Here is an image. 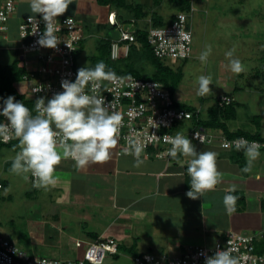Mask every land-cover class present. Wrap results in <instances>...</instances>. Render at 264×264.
<instances>
[{"label":"crops","instance_id":"crops-1","mask_svg":"<svg viewBox=\"0 0 264 264\" xmlns=\"http://www.w3.org/2000/svg\"><path fill=\"white\" fill-rule=\"evenodd\" d=\"M6 1L0 0V8ZM94 1L96 3V0ZM136 1L145 4L144 6L147 7L151 5L148 8L149 13L154 12L168 22L171 21L172 15L183 11L179 9V6H182L179 3L185 0H160L161 5L159 4V6L152 3L154 0ZM30 3L31 0H13V12L8 21L7 32L0 35V54L12 52L15 59H12L9 64L0 65V68L16 63L17 68L24 70L26 73L29 71H35L36 73L42 64L38 59V55L30 53L25 54L23 57L19 49L22 42L19 31L20 27L24 25L25 19L30 16L39 18L31 12ZM86 3L87 0H73V4L69 6L68 11L57 18L58 20L72 18L77 26V31L81 34L78 48L74 54L76 70L86 66L93 68L98 62H104L102 57L106 53L105 42L110 45L112 41H119L120 38V30L117 28H115L117 33L112 35L111 33L114 30L110 26H106L109 32L106 31V36H103L99 32V24H96L94 28L89 25L93 12L88 11ZM98 6L104 9L105 15L101 23L106 24L107 14L111 9ZM152 7L155 8L152 9ZM213 9L217 11L220 8L214 6ZM190 10L193 11L192 13L189 12L191 17L195 13V18H199L200 12H196L192 8ZM112 11L117 14V20L123 17L121 12L115 9ZM208 15H210V9ZM148 20L149 18L139 22V24L141 23L139 26H144ZM125 21L120 22L125 25ZM135 28H138L136 23ZM92 39L102 41L103 44L91 46L89 42ZM81 43L82 48L80 47ZM85 45H88V47H85ZM119 48L123 52L122 43L119 44ZM130 49L132 50V46ZM121 55L124 60L129 58V56L124 57V53ZM94 59H97V61H94ZM37 74L39 73L37 72ZM41 79H49V77L39 74L37 80ZM30 86L31 83L24 82L22 79L13 83V87H15L19 96H22L27 102L34 103V96L28 92ZM21 88L23 94H21ZM240 104L241 107H244L242 103ZM205 106L206 109L211 107V102L206 101ZM202 117L209 118L208 111L204 112ZM233 119H236V116ZM226 126L228 127V125ZM228 129L231 132L243 130L253 133L256 131L252 129L231 130L229 127ZM255 129L257 128L255 127ZM179 131L181 132V129ZM205 132L211 137L214 136L215 141L210 144H199L190 135V132L184 133L186 137L192 140L198 153L214 151L218 154L217 168L222 173V178L215 190L205 192L199 199H190L186 196V193L191 190V178L187 173L188 159L190 158L178 154L175 159L165 160L157 157L156 148H149L140 156V159L144 161L143 164L136 167V157L130 154L131 151L124 152L125 155H117L125 148L118 143L116 148L111 150L110 159L103 163L89 164L81 169L69 158L61 162L55 173L57 188H54L52 192L57 193L63 199L57 202L52 201V204H49L48 209L44 212V214L53 218L48 220V228L57 233L66 234L70 242L68 247L73 251L77 242L82 241L80 243H83V238L78 237L76 232L72 230L69 233L66 232L62 227L66 209L81 205L80 202H83L98 207V210L121 211L122 213L120 212L117 215L114 224L103 221L104 215L109 213L108 211L104 212L103 219H99V224L95 223L97 228L86 234L89 241L84 242L87 246L98 238L115 239L119 245L118 253L119 251L120 253L118 257H108L110 259L108 260L109 264L123 256L121 254L124 249L127 251L132 249L133 252L139 255L153 254L174 257L181 255L187 247L211 248L216 240L224 239L230 232L257 234L264 231V151L259 150L260 156L254 161L252 171L244 173L241 169L246 164V157L243 165L232 161L230 156L235 151H225L219 145V139L225 137L223 133L218 130L211 132L210 129L205 130ZM4 148L11 150L13 153L20 150L18 146ZM14 156L11 153L2 154L3 161L0 165L2 189H6L8 181H13L14 177L20 176L23 178L22 175H16L10 171ZM25 181L32 184L30 175ZM233 187L236 189L235 192H231ZM226 194L238 197L235 210L231 214L226 211L223 203ZM77 202L79 204H76ZM104 203H107L106 208L101 206ZM76 210L80 213V210L83 209L77 208ZM84 210H87V208H84ZM93 215L98 216L100 214ZM106 220L109 219L106 218ZM115 223H118L117 227H114ZM27 255L32 256L31 254ZM79 257L81 255L77 258ZM105 264H107L106 261Z\"/></svg>","mask_w":264,"mask_h":264},{"label":"clouds","instance_id":"clouds-1","mask_svg":"<svg viewBox=\"0 0 264 264\" xmlns=\"http://www.w3.org/2000/svg\"><path fill=\"white\" fill-rule=\"evenodd\" d=\"M72 4L73 0H31V12L41 17L45 25V30L38 40L40 47L57 49L61 42L55 35L54 24ZM111 11L107 14L106 24L117 28V24L122 23L117 20L115 11ZM179 14L183 13L178 12L170 25L161 28L151 27L149 31L171 27ZM32 19L33 17L30 16L29 21L31 22ZM71 19L68 18L65 23H71ZM130 23L134 26L132 31L135 37L136 21L132 19L125 24ZM7 25L8 22L6 27ZM190 30L192 32V29ZM6 32L7 28L0 35ZM21 41L23 42V39ZM135 44L136 38L131 46ZM109 47L111 52V43ZM235 50L233 47L225 53V56L229 60L230 70L235 74H240L246 69L242 61L234 56ZM211 53L212 46L205 45V50L198 59L206 63ZM121 54H123L122 51ZM77 71L75 82L67 79L61 81L63 92L55 94L48 100L41 97L35 101V115L24 102L16 101L14 96L4 99L3 106L0 108V116L5 117L7 121L0 123V138L7 142L14 133L19 141L20 150L12 158L10 171L16 175H22L25 180L30 174L34 178L35 187L48 188L55 185L57 183L56 169L64 159H73L76 166L82 169L89 164L109 160L111 150L120 143L118 138L122 117L119 112L110 110L111 104L106 103L103 95L97 94V89L100 87V82L115 81L120 79L116 75L121 74L108 70L107 65L102 61L98 62L94 68L86 66ZM197 84V95L206 96L212 92L211 75L199 76ZM89 85H91L92 94L86 91ZM36 92L37 90L34 89L33 93ZM21 94H23L22 88ZM163 139L172 145L167 153L172 158L175 159L178 154L190 158L187 166V173L191 178V190L186 193L188 198L196 200L205 192L215 190L222 178V173L217 168L218 154L216 152L198 153L192 140L181 133H177L174 137L164 135ZM233 143L237 150L244 151L246 157V164L241 171L250 173L254 161L260 156V145L256 142L249 143L243 138ZM130 147L125 148L136 157L135 166L139 167L144 162L140 156L149 148L143 152L144 146L139 139L131 141ZM119 153L120 156L124 154L121 151ZM235 190L233 187L231 192ZM237 200L238 197L232 194L224 196L223 203L229 214L235 210ZM201 255L205 257V264H239V259L231 254L230 248L218 249L212 256L206 253H201Z\"/></svg>","mask_w":264,"mask_h":264},{"label":"rangeland","instance_id":"rangeland-1","mask_svg":"<svg viewBox=\"0 0 264 264\" xmlns=\"http://www.w3.org/2000/svg\"><path fill=\"white\" fill-rule=\"evenodd\" d=\"M210 1L218 2L220 10L215 11ZM203 3H206L205 6L210 9V15L200 13L199 18L196 19V14H193L191 27L194 39L191 58L187 62L180 60H166L165 62L171 65L175 72L180 71L182 74V80L174 98L177 102L187 106H196L200 100L203 102L207 100L215 107L214 99L217 96H222L225 92L229 93L237 88L234 92V101H239L245 107L238 108L236 119H229L226 125L231 130H256L254 121L257 117H262L263 126L260 128L264 134V80L254 77L255 72H259L260 66H262L259 56L261 50H264V0H204ZM86 6L89 12H93L89 25L94 28L96 24H99V32L106 36L108 29L101 23L105 15L104 9L99 7L94 0H87ZM102 25L103 27H101ZM101 43L103 44L102 41L94 39L89 42L91 46L94 44L99 46ZM209 44L212 46V53L207 62L202 63L198 57L205 50V45ZM233 47L236 49L234 56L242 61L246 69L240 74H235L230 70L229 60L225 56V53ZM12 59H15L12 52L0 54V65L9 64ZM95 60L97 61V59ZM140 63L137 66L142 69L145 75L153 72V66L145 63V60ZM201 75H211L212 77L210 86L212 92L206 96L197 95V79ZM257 87H262V91L256 92ZM212 138V142H214V136ZM126 150L129 151L124 148L122 152L124 153ZM6 153L16 155V152L13 153L4 148L0 151V165L3 161L2 154ZM12 180L8 181L6 189L0 190V233L1 236L9 239L18 248L32 256L59 261L77 260L78 256L83 255L86 248L84 242L89 241L86 234L97 228L95 223L99 224V219H103L104 212L108 211L109 213L104 215L103 221L111 224H114L117 215L121 212L109 209L98 210V207L83 202H80L81 205L66 209L62 227L66 232L69 233L72 230L78 237L83 238V243L79 241L75 244L73 249L75 252H73L68 247L70 243L68 236L50 230L48 220L53 218L44 214L52 201L57 202L63 199L57 193L52 192L54 188H57V185L40 188L20 176L14 177ZM44 203L46 205L43 206ZM107 203L101 206L106 208ZM83 207L87 210H84ZM77 208L83 210H80L79 213ZM117 226L118 223H115L114 227ZM130 254L124 249L121 254L123 256L110 264H134L133 256ZM108 260L110 259L107 258V264H109Z\"/></svg>","mask_w":264,"mask_h":264},{"label":"built area","instance_id":"built-area-1","mask_svg":"<svg viewBox=\"0 0 264 264\" xmlns=\"http://www.w3.org/2000/svg\"><path fill=\"white\" fill-rule=\"evenodd\" d=\"M12 12L13 0H7L0 8V33L6 30V24ZM177 18L171 27L151 29L148 33L147 41L152 46L154 55L161 60L184 59L191 54L192 32L186 29L185 15L179 14ZM67 19L58 20L54 24L55 35L61 42L57 49L39 46L38 40L45 30L41 17H33L31 22L27 17L24 25L20 27L21 39L27 40L22 42L19 48L22 56L30 53L36 54L42 63L36 73L29 71L22 79L24 82L31 83L28 92L34 96L35 101L41 97L48 100L55 94L63 92L62 80L67 79L72 82L76 80L78 71L74 66V54L81 34L77 31L75 21L71 19V23L66 24ZM123 24H117L120 30L119 41L114 40L111 43L112 60H116L120 55V43L123 45L122 53L124 57H127L130 54L131 44L135 41L132 31L133 24ZM37 72L48 76L49 79L37 80L39 76ZM116 76L120 79L100 82L97 94L103 95L106 103L111 104L110 110L119 112L122 117L118 142L131 148L130 142L139 139L144 146L143 152L148 148H156L157 157L161 159L171 157L167 153L172 145L165 142L163 136L174 137L175 134L162 132V130L170 129L176 122L190 119L191 113L172 107L168 92L161 88L158 82L142 81L131 75ZM34 89L37 90L36 93H33ZM90 89L91 85L86 91L92 94ZM223 100H227V104L230 103L229 99L224 98ZM3 101L4 99H0V108L3 106ZM35 101L32 108L34 113ZM0 118V123L7 122L5 117L0 116ZM190 135L199 144H210L213 141V138L199 127L190 132ZM14 138L13 133L7 142L3 138L1 141L9 143ZM238 139L241 138L232 140L221 138L219 145L221 149L227 151L235 147L233 142ZM256 143L261 147L260 143ZM117 155L119 156L120 153ZM30 179L34 183L31 175ZM0 189H2L1 185ZM260 242H264V231L257 234L230 232L224 239L216 240L211 248L187 247L181 255L174 257L142 254L141 257H133V262L134 264H205V257L201 253L212 256L218 249L230 248L231 254L239 259V264H264V252L258 253L256 247ZM117 254L118 245L115 239L98 238L86 246L83 255L77 260L59 261L45 257H32L0 234V264H105L108 257Z\"/></svg>","mask_w":264,"mask_h":264},{"label":"trees","instance_id":"trees-1","mask_svg":"<svg viewBox=\"0 0 264 264\" xmlns=\"http://www.w3.org/2000/svg\"><path fill=\"white\" fill-rule=\"evenodd\" d=\"M203 1L204 0L180 1L179 4L184 6V7L179 6V9L183 10L182 13L186 17V29H192L190 24L192 21L191 19L193 17H191L189 14V12L190 13L193 12L190 10L191 8L196 10V12L204 13L207 15L209 14V8L205 6L206 3H203ZM96 3L100 6L108 7L109 10L113 8L121 12L123 17L119 21L126 20L125 22H128L133 19L136 21V26L138 27L135 32L136 44L132 46V50H130V52L131 51L132 52L129 55V58H127L126 60H124L123 56L120 55L117 60L113 61L110 56L109 44L105 42L104 45H106V49H105L106 53L105 56L103 57L104 58L103 60L104 63L107 65V69L115 72L116 74L134 76L138 79H141L142 81H154L160 83L161 88H164L168 92L170 99L172 101V107L191 113L190 119L176 122L174 123V125H172L170 129H164L162 130V132H168L170 134H175V135L177 133H183L185 136L186 135L185 133L193 132L198 127L202 128L203 130L210 129L211 132L214 131L216 132L218 130L221 133H223V135L225 136L222 138H225L227 140L236 139L238 137H244L249 142H258L261 144L259 150L264 151V135L261 132V128L263 126V124L261 123L262 117H257V119L254 121V125L257 129L253 133L246 132L243 130L231 132L225 124V122L229 121V119H233L235 118V116H237V109L241 107V104L237 101H234L233 98L235 95L234 92L237 90V88H234L232 92L229 93L225 92L224 95L217 96L214 99L216 104L215 107L212 105L207 109L205 106L207 100L205 102L200 100V103L197 104L196 106H187L186 104L177 102L175 100L174 98L175 93L182 80L181 77L182 74L180 73V71L175 72V70L171 68V65L165 63L166 60H161L158 57H156L154 55L152 46L147 41V34L151 27L161 28L168 26L175 19V15L171 16L170 19L171 21L166 22L158 14L154 12L149 13L148 8L151 7V5L147 7L144 6L145 4L140 3L139 1L136 0H130V1L129 0H96ZM152 3L156 6H159L160 0H154ZM210 4H212V7L216 6V8H220L218 7L219 5L218 2H211ZM154 8L155 7H152V9ZM148 18L149 20L148 22H146L144 26L142 27L139 26L141 25V23L139 24V22H142L144 19H148ZM103 25L108 26L107 24L106 25L103 24ZM111 29L114 30V32L111 33L112 35L114 33H117L115 27H111ZM193 39L194 38L192 32V43H193ZM26 41L27 40L23 39V42ZM192 43H191L190 56L184 59H176L175 61L180 60L182 62H187L191 58L193 53ZM81 46L82 43L80 47ZM259 58L261 60L262 66H260L261 69L259 72L257 71L255 72L254 77H259L260 79L264 80V50H261V55L259 56ZM143 60H145V63L153 66L154 68L153 72L149 73L148 75H145L142 72V69H140V67L137 66V64L138 63L141 64L140 62H142ZM24 75H26V72L22 69L17 68L16 63H13V65H10L8 67L0 68V99L3 100L6 97L14 96L16 100H19L20 102H24V104L33 112L32 108L34 103L25 101L22 96H19V94H17L15 87H13L14 81L23 79ZM262 89H263L262 87H257L256 92L262 91ZM224 98L232 101L229 104H227L226 103L227 100H223ZM207 111L209 113V118L205 119L202 117V115L204 112ZM35 114L36 113L33 112V115ZM179 129H181V132L179 131ZM18 144L19 141L16 137L9 143H3L0 138V150L4 147L15 148L18 146ZM228 150L235 151V153H233L230 156L232 161L240 165L244 164L245 154L242 149L237 150L236 147H231ZM171 158L172 157H169L165 160H170ZM1 187L3 186L1 185ZM256 247L258 253L264 252V242L258 243ZM129 252L132 254L133 257L142 256V254L139 255L133 252L132 249ZM119 253L112 257H118Z\"/></svg>","mask_w":264,"mask_h":264}]
</instances>
